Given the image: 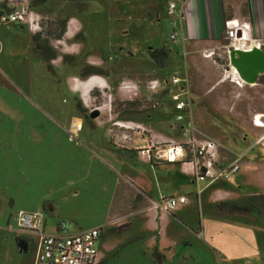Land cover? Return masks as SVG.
Listing matches in <instances>:
<instances>
[{"label": "rangeland", "instance_id": "obj_1", "mask_svg": "<svg viewBox=\"0 0 264 264\" xmlns=\"http://www.w3.org/2000/svg\"><path fill=\"white\" fill-rule=\"evenodd\" d=\"M24 1L42 17L37 41L55 57L42 58L36 34L25 23L0 25V264H33L37 237L19 231V210L41 215L49 233H56V226L70 232L102 227L100 264H157L154 253L159 264H264V209L228 223L232 241L213 244L235 245L224 248L234 257L224 261L223 252L220 257L212 252L196 228L217 215L214 204L204 202L203 211L196 203L186 205L161 225L165 212L152 206L171 190L193 198L196 183L178 164L139 160L126 145L115 146L108 132L112 121L128 120L177 138L173 104L183 99L188 107L182 114L221 145L222 162L246 153L244 158L264 161V127L254 125V118L264 115V74L253 85L231 81L225 40L215 48L169 42L176 20L167 12L170 0ZM72 18V38L66 39ZM93 54L101 60L92 68L97 70L81 67ZM90 75L104 81L105 89L82 90L79 82ZM173 77L182 85H171ZM151 79L167 83L155 107L146 98ZM74 119L81 124L76 131ZM260 119L264 123V116ZM143 139L135 137L134 143ZM130 171L145 181L172 177L175 184L165 182V195L152 199ZM150 210L157 213L153 221ZM120 225H125L121 232L110 231ZM160 226L164 242L176 246L159 248Z\"/></svg>", "mask_w": 264, "mask_h": 264}, {"label": "built area", "instance_id": "obj_2", "mask_svg": "<svg viewBox=\"0 0 264 264\" xmlns=\"http://www.w3.org/2000/svg\"><path fill=\"white\" fill-rule=\"evenodd\" d=\"M0 4H2L0 25L25 23L33 33L40 29V15L31 10L24 0H2ZM167 12L176 19L173 21L175 28L169 34L168 41L184 46L188 40L185 32L186 6L182 0H170L167 4ZM223 29L224 40L227 42V57L231 50L249 51L254 47L264 49V41L253 35L251 24L247 20L226 19ZM212 54L213 52H210L204 56L209 57ZM229 68L231 69L230 65ZM180 82L179 78L171 79V85H177ZM166 88V81L162 83L158 79L147 81L146 98L153 107L158 105L157 97ZM173 107L178 113L174 119L179 131L177 138L156 135L151 128L142 123L128 120L112 121L108 127L109 135L113 137L115 144L126 145L139 159L178 164L181 173L193 177L197 185V196L202 191L201 181L213 183L226 180L241 170L239 162L242 157L239 156L231 163L222 162L219 155L221 145L211 138L202 136L189 116L182 114L188 107L186 100H175ZM96 108L100 111L102 107ZM260 118L255 117L254 122ZM135 137L144 138L146 141L135 144ZM263 138L264 136L261 140ZM187 202L188 197L185 194H178L167 196L160 202L153 201L152 206L154 209L171 213ZM16 223L21 233L37 237L33 264H100L98 242L104 233L102 227H93L74 233L57 230L56 233H49L43 227L41 215L23 210L17 212Z\"/></svg>", "mask_w": 264, "mask_h": 264}, {"label": "crops", "instance_id": "obj_3", "mask_svg": "<svg viewBox=\"0 0 264 264\" xmlns=\"http://www.w3.org/2000/svg\"><path fill=\"white\" fill-rule=\"evenodd\" d=\"M157 1V0H155ZM182 2L186 6V14L187 18L185 21V32L188 36V41L195 43L196 45H200L203 47L215 48L218 47L221 42L224 40V29L223 23L224 20L229 18H235L239 20H247L250 22L252 27L253 35L261 38L264 41V0H182ZM158 20V19H157ZM160 21V20H159ZM101 62L97 54L88 55L84 58L83 63L80 65L81 67H87V69L96 68ZM118 146V145H117ZM126 148H128L126 146ZM129 149V148H128ZM264 149V148H263ZM132 152L133 156L136 157L135 153ZM248 153L244 154V156L240 159V167L241 170L230 176L226 181H217V182H209L204 181L201 193L207 191L206 200L203 201L200 199L201 193L197 196L190 199L188 197V202L182 206H179L175 211L167 214L162 213L159 217V225H161V221L163 223H170L172 221L173 215H177L178 211H182L183 207L189 204L196 203V206L202 209L204 202L208 204L220 203L226 200H234L244 198L249 195L264 194V161L261 160L260 157H249ZM137 158V157H136ZM145 160V159H139ZM150 164H171V163H157V162H149ZM135 171L128 173L131 175V179L144 188L152 199L160 198L162 194L165 195L166 192H163L161 186L168 183L170 186H174V178H161V182L158 179H154L153 181H145L140 178V176H134ZM179 172L180 166H179ZM185 178L189 177L192 179V182H195L193 177L190 175H185L181 173ZM141 182V183H140ZM214 184V185H213ZM185 187V186H184ZM171 188V187H170ZM188 188V187H187ZM189 189V188H188ZM171 192H167L168 196L178 195L172 194ZM181 194V193H179ZM209 207V206H208ZM216 209V208H215ZM217 211L216 213H211L204 222H199L196 228L200 229V233L205 241H209L212 245H206L212 252H214L218 257H220L221 253L225 255L224 261L233 260L234 257L230 254H225L224 248L229 245H213L216 243L221 244L223 238H227L232 241V238L228 237L226 233V228L228 223H236V218H240L245 214H229L222 211ZM227 214L226 218H222L221 214ZM156 212L150 210L147 214V217L150 221H153L156 216ZM220 214V215H219ZM188 213L184 212V216L187 217ZM172 216V217H171ZM185 217H179V220L186 223ZM233 219V220H232ZM232 222H231V221ZM235 221V222H233ZM225 222V223H224ZM227 222V223H226ZM231 227V226H230ZM195 228V229H196ZM57 231H66L70 232L68 229H58ZM80 230V229H79ZM78 230V231H79ZM77 232V231H76ZM238 235H243L241 231L237 232ZM216 237V239H215ZM164 232L161 231L160 226V239L159 248L166 249L169 244H173L176 241L164 242ZM215 239V240H214ZM239 239V238H238ZM151 241H153L151 239ZM235 241V240H234ZM176 246V245H169ZM235 245H231L229 247H234ZM264 246V244H263ZM264 250V249H263Z\"/></svg>", "mask_w": 264, "mask_h": 264}, {"label": "trees", "instance_id": "obj_4", "mask_svg": "<svg viewBox=\"0 0 264 264\" xmlns=\"http://www.w3.org/2000/svg\"><path fill=\"white\" fill-rule=\"evenodd\" d=\"M2 4H0L1 6ZM34 36V40L37 43V48L40 50V53L42 55V58L45 59L46 61H49L51 59H54L55 53L51 49H47L45 45H42L39 41H37V35ZM92 70H97V69H92ZM94 72V71H92ZM215 208L218 211L226 212L229 214H248L250 212H257L261 209H264V194L259 193V194H254V195H249L244 198L240 199H234V200H226L222 201L220 203H217L215 205ZM125 228V225H120L117 228L111 229V232L114 233H119ZM155 254V262L159 264V258L160 255L159 253H154Z\"/></svg>", "mask_w": 264, "mask_h": 264}, {"label": "water", "instance_id": "obj_5", "mask_svg": "<svg viewBox=\"0 0 264 264\" xmlns=\"http://www.w3.org/2000/svg\"><path fill=\"white\" fill-rule=\"evenodd\" d=\"M228 60L230 66L236 69L238 77L246 83H255L258 76L264 74V49L231 50Z\"/></svg>", "mask_w": 264, "mask_h": 264}, {"label": "bare ground", "instance_id": "obj_6", "mask_svg": "<svg viewBox=\"0 0 264 264\" xmlns=\"http://www.w3.org/2000/svg\"><path fill=\"white\" fill-rule=\"evenodd\" d=\"M73 20H71L69 22V26H68V32L65 34L66 36V39H69V38H72V32L74 31V28H73ZM231 74L229 76V78H231V81H234L235 83H237L238 85H242L241 83L243 84H246V85H253V83H246L245 81L241 80L237 73H236V69L234 67L231 66ZM101 79L98 78V77H95V75H91L89 76L88 78H86L84 81L82 82H79L78 86L82 89V90H85V92L89 91L92 87H99L101 89V87H105V82L104 81H100ZM261 116H264L263 114H261L260 116L258 115L257 117H261ZM80 121L79 120H76L74 119L73 122H72V130L73 131H76L79 129L80 127ZM255 126H258V127H264V123L261 121V119H258L257 120V123H254Z\"/></svg>", "mask_w": 264, "mask_h": 264}, {"label": "flooded vegetation", "instance_id": "obj_7", "mask_svg": "<svg viewBox=\"0 0 264 264\" xmlns=\"http://www.w3.org/2000/svg\"><path fill=\"white\" fill-rule=\"evenodd\" d=\"M40 17H41V16H40ZM41 18H42V17H41ZM71 20H73V18H72ZM71 20H70V21H71ZM74 20H75V19H74ZM70 21H69V22H70ZM76 21H77V20H75V22H76ZM41 25H42V24H40V29H39L37 32H35V34H36V33L40 34V31H41V28H42ZM68 26H69V23H68ZM90 76H91V75H90ZM95 77H98V76L95 75ZM98 78H99V77H98ZM105 87H106V85H105ZM105 87H103V88L101 87V89H105ZM94 88H99V87H97V86H96V87H92L89 91H91V90L94 89ZM99 89H100V88H99ZM80 126H81V125H80ZM114 145L117 146V144H115V142H114Z\"/></svg>", "mask_w": 264, "mask_h": 264}, {"label": "clouds", "instance_id": "obj_8", "mask_svg": "<svg viewBox=\"0 0 264 264\" xmlns=\"http://www.w3.org/2000/svg\"><path fill=\"white\" fill-rule=\"evenodd\" d=\"M155 85H153V87H154Z\"/></svg>", "mask_w": 264, "mask_h": 264}]
</instances>
